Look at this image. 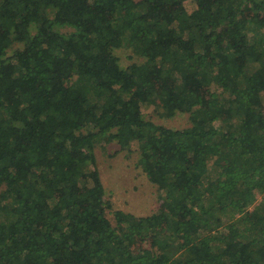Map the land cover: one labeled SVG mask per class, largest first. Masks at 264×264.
<instances>
[{"label":"trees","instance_id":"obj_1","mask_svg":"<svg viewBox=\"0 0 264 264\" xmlns=\"http://www.w3.org/2000/svg\"><path fill=\"white\" fill-rule=\"evenodd\" d=\"M252 1L0 0V264H264V32L249 28ZM174 2L184 8L153 11ZM195 86L211 89L206 103ZM156 98L191 124L135 117ZM104 139L138 146L158 212L107 216L89 171ZM137 237L151 253L138 256Z\"/></svg>","mask_w":264,"mask_h":264},{"label":"rangeland","instance_id":"obj_2","mask_svg":"<svg viewBox=\"0 0 264 264\" xmlns=\"http://www.w3.org/2000/svg\"><path fill=\"white\" fill-rule=\"evenodd\" d=\"M188 6V5H187ZM186 6V7H187ZM184 4L174 2L171 5H160L154 7V12L164 18L166 15L182 10ZM246 13L249 28L258 26L264 32V11L259 0H254L249 5ZM62 31H67L63 28ZM117 54L121 58L123 66H134L138 61L132 50L118 49ZM155 85L159 90L164 89L162 82L155 79ZM136 84L134 91L139 98H145L146 94L138 89ZM196 94L203 103L207 102L211 89L209 87L195 86ZM181 101H178L180 103ZM136 118L152 120L157 124L172 129L188 127L191 122L186 112L179 111L175 116L164 115L162 100L156 98L151 104L140 103ZM95 160L90 165L91 181L102 184L105 188V200L111 204V210L107 209V216L114 219V210H124L140 216H148L158 212L162 206L161 192L153 185L142 166L139 163L138 146L122 148L116 141L102 140L94 152ZM225 233V228L220 230ZM151 239L149 237H137L134 242L135 251L138 256H146L151 253Z\"/></svg>","mask_w":264,"mask_h":264}]
</instances>
